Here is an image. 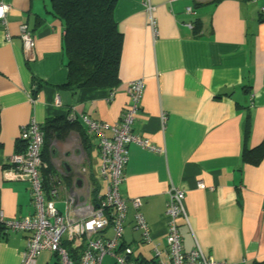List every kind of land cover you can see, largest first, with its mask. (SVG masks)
Returning <instances> with one entry per match:
<instances>
[{"label": "crops", "instance_id": "crops-1", "mask_svg": "<svg viewBox=\"0 0 264 264\" xmlns=\"http://www.w3.org/2000/svg\"><path fill=\"white\" fill-rule=\"evenodd\" d=\"M3 1L10 6L6 23L0 22V205L5 215L35 212L30 181L4 176L22 127L32 120L44 124L53 117L81 120L82 115L114 124L130 102L128 82L142 78L145 89L133 132L160 150L128 146L120 193L126 200L140 198L152 232L150 242L139 238L129 206L123 243L132 247V257L151 264L154 247L166 246L168 192L178 187L185 192L186 218L179 226L184 251L198 247L216 260L264 264V156L257 164L242 158L245 147L264 142V0H119L114 16L124 35L121 83L113 91L74 93L60 87L68 75L64 27L52 13V0ZM148 1L155 6L156 34L145 9ZM188 6L195 12H187ZM21 23L34 34L33 55L23 49ZM248 115L251 131L245 140ZM87 133L92 143L87 150L76 129L51 144L58 191L53 199L72 221L94 207L106 189L99 177L97 138ZM93 183L99 188L94 198ZM112 232L110 226L104 234ZM28 237L3 228L0 264H21ZM37 264H56L55 256L44 251Z\"/></svg>", "mask_w": 264, "mask_h": 264}, {"label": "built area", "instance_id": "built-area-1", "mask_svg": "<svg viewBox=\"0 0 264 264\" xmlns=\"http://www.w3.org/2000/svg\"><path fill=\"white\" fill-rule=\"evenodd\" d=\"M9 9L10 6L0 0L2 24L6 23L5 17ZM145 9L150 14V25L153 33L156 34L157 25L153 15L155 6L148 1ZM186 10L189 13L195 12L192 6H188ZM261 14L264 17V5L261 7ZM19 31L25 53L33 55L35 37L32 30L27 24L21 23ZM7 35L9 37V34ZM33 89H36V85ZM144 89L145 80L142 78L128 82L130 102L114 124L96 121L88 115L81 116L88 132L97 138L102 161L99 177L100 181L105 183L106 189L102 192L98 203L77 220H69L59 211L53 199L58 195L57 189L53 187L47 191L45 188L41 170L47 165L42 158L44 134L40 124L32 120L22 127L20 137L25 141L26 148L10 157V167L4 169V176L30 181L35 212L19 218H8L0 205V233L3 228L28 233L27 247L22 255L21 264H37L38 258L44 251L55 256L56 264H75L63 246L64 239L70 241L73 246H83L79 262L76 264H106L104 262L106 257L112 258L114 264H136V259L132 257V247L123 243L129 206L134 209V226L135 229L140 230L142 239L147 242L152 241V232L141 212L140 198L124 199L120 193V186L126 177L124 169L128 161L130 143H136L153 151L160 150L149 140L133 132L135 113L141 105ZM56 102L60 104L59 99ZM107 131L111 132L110 135ZM199 187L204 188L205 185L200 182ZM168 194L169 201L165 210V216L168 218L166 246L161 247L157 244L153 250L157 264H235L207 256L198 247L187 252L183 250L179 226L186 218L183 207L185 192L182 188L172 187ZM110 226L113 232L112 235L107 236L104 233Z\"/></svg>", "mask_w": 264, "mask_h": 264}, {"label": "trees", "instance_id": "trees-1", "mask_svg": "<svg viewBox=\"0 0 264 264\" xmlns=\"http://www.w3.org/2000/svg\"><path fill=\"white\" fill-rule=\"evenodd\" d=\"M119 0H52V13L62 22L64 27L63 49L66 55L67 80L60 87L73 93L82 88H106L115 90L121 83V58L124 46V35L119 30L114 16ZM37 87V84H35ZM37 89V88H36ZM35 89V90H36ZM34 90V91H35ZM35 95V93L33 94ZM44 134L42 158L47 167L42 168V176L46 190L54 187V169L50 162L52 141L63 138L71 130L76 129L81 137L85 150L92 145L85 124L79 118L70 119L58 116L40 124ZM251 131V118L247 116L244 125V138ZM26 143L20 139L17 152L25 150ZM264 156V142L254 148H244L243 161L257 164ZM99 191L93 183V198ZM50 197V196H49ZM73 262H79L81 249L73 247L64 239ZM151 264H157L152 258ZM136 264H142L136 260Z\"/></svg>", "mask_w": 264, "mask_h": 264}, {"label": "rangeland", "instance_id": "rangeland-1", "mask_svg": "<svg viewBox=\"0 0 264 264\" xmlns=\"http://www.w3.org/2000/svg\"><path fill=\"white\" fill-rule=\"evenodd\" d=\"M84 156V155H83ZM52 175H53V180L55 181V177H54V174L52 173ZM54 187H55V185H54ZM139 235V238L141 239V235L140 234H138ZM136 251H137V249H136ZM104 262L106 263V264H114V260L113 259H111V258H109V257H106L105 259H104Z\"/></svg>", "mask_w": 264, "mask_h": 264}]
</instances>
